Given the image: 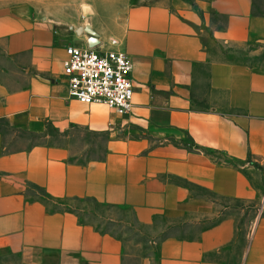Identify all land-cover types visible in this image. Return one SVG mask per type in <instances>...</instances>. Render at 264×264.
Returning <instances> with one entry per match:
<instances>
[{"label": "crops", "instance_id": "1", "mask_svg": "<svg viewBox=\"0 0 264 264\" xmlns=\"http://www.w3.org/2000/svg\"><path fill=\"white\" fill-rule=\"evenodd\" d=\"M64 1L0 0V264H264L255 0ZM86 29L132 63L124 115L68 92Z\"/></svg>", "mask_w": 264, "mask_h": 264}, {"label": "built area", "instance_id": "2", "mask_svg": "<svg viewBox=\"0 0 264 264\" xmlns=\"http://www.w3.org/2000/svg\"><path fill=\"white\" fill-rule=\"evenodd\" d=\"M109 47L65 46L63 77L69 94L83 104L101 103L118 115L132 107V63L116 39Z\"/></svg>", "mask_w": 264, "mask_h": 264}, {"label": "rangeland", "instance_id": "3", "mask_svg": "<svg viewBox=\"0 0 264 264\" xmlns=\"http://www.w3.org/2000/svg\"><path fill=\"white\" fill-rule=\"evenodd\" d=\"M183 1H185L187 3H190L193 7H195L194 6V0H183ZM69 2H70L69 0H65L64 1V5L67 6L69 4ZM67 7H70V6H67ZM254 10L256 12H261V13L264 14V0H255V2H254ZM79 19H80V21L83 20L81 15L79 16ZM217 19L222 22V18H217ZM197 33L201 36V39H202L203 43H205L206 45L207 44L209 45V36H210L209 30L206 27H204L203 25H201V26L197 27ZM68 45H70V44H68ZM258 48H260V50L257 51L258 54L255 57H249V59H247L245 56H239V57H236V58L238 60L249 62L250 64L264 65V44H261V43L258 44L257 43L255 45H251L250 47L247 46V47H244L243 49L241 48V49H238V50H240L241 54L244 55L246 51H250V50L253 51V50L258 49ZM32 192L34 193V190ZM39 193H40V191H39ZM40 195L44 196L42 193H40ZM43 198H45V200L47 202H50L46 197H43ZM51 205L54 208H56V209L57 208L58 209L61 208L60 205H56V204H53V203H51ZM242 206H243L242 204H239L237 202L230 204V207H233V208L234 207L242 208ZM249 216H251V215L246 213V215L244 216L243 220H241L239 222V224H238V226H239L238 237L239 238L242 237L241 238L242 240L245 239V235L247 234V232L249 230V224H250V221H249L250 219L248 218ZM144 239H145V237H144ZM146 247L151 250L152 248H154V245L149 244ZM126 264H137V263L135 262V260H133L130 257H128L127 260H126Z\"/></svg>", "mask_w": 264, "mask_h": 264}, {"label": "water", "instance_id": "4", "mask_svg": "<svg viewBox=\"0 0 264 264\" xmlns=\"http://www.w3.org/2000/svg\"><path fill=\"white\" fill-rule=\"evenodd\" d=\"M86 32H88L91 35V39H90V43L89 46H93L95 45L96 41L93 38V35L95 34L93 31H91L90 29H86Z\"/></svg>", "mask_w": 264, "mask_h": 264}, {"label": "trees", "instance_id": "5", "mask_svg": "<svg viewBox=\"0 0 264 264\" xmlns=\"http://www.w3.org/2000/svg\"><path fill=\"white\" fill-rule=\"evenodd\" d=\"M255 14H258V15H264L263 13L261 12H256L255 10H253Z\"/></svg>", "mask_w": 264, "mask_h": 264}]
</instances>
